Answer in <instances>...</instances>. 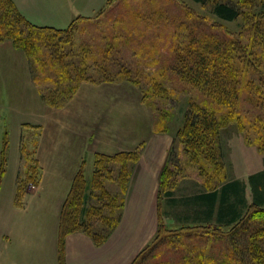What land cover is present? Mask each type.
<instances>
[{"label": "rangeland", "instance_id": "374dc122", "mask_svg": "<svg viewBox=\"0 0 264 264\" xmlns=\"http://www.w3.org/2000/svg\"><path fill=\"white\" fill-rule=\"evenodd\" d=\"M180 2L200 15L209 13V7H202L191 0H108L102 9L78 21L73 31L75 46L89 43L96 50L99 44L102 46L103 38L111 37L113 31L122 30L119 21L128 17V14L140 11L148 17L154 16L148 20L149 26L139 20L136 25L139 29L129 30L131 35H127L134 40L133 58L138 62L136 67L142 73L141 79L136 83L122 80L93 84L90 90L84 88L80 94L82 98L91 96L100 101L94 107H83L87 114L90 109L95 111L94 115L87 116L89 124L81 121L82 125L87 124L83 126L86 130L83 137L88 152L116 151L121 148L133 152L125 162L99 158L96 174L89 168L83 170L81 165L79 169L85 172L82 182L86 187L90 186L89 197L84 205L90 212L80 215L78 211L82 205L80 207L78 203L68 208L71 221L82 224L87 231L101 237L102 242L117 226L118 223L111 228L119 213L121 219L127 199V210L119 226L121 237L126 238L127 244L118 247V260L131 250L128 245L129 234H133L135 244L143 241L144 245L148 241L149 235L154 233L156 217L157 223L160 220L163 224L162 232L179 230L177 228L187 222L189 216H194L193 195L210 188L204 181L212 182L215 178L220 181L246 180L248 175L264 170V4L261 1L254 2V15L244 8L243 15L236 20L222 23L230 36L243 43L251 53L248 59L257 67L246 69L245 80H252L262 92L259 98L251 88L242 91L235 107L240 118L230 122L220 133L223 168L211 176H198L192 161L183 154L177 132L184 122L190 103H201L203 96L170 69L173 62L169 47V33L172 32L170 20L172 15L180 13ZM126 27L129 26L123 29L126 30ZM20 52L24 54L22 50ZM159 71L162 74H158L157 78ZM152 75H155L157 86L161 87L157 96L145 94L153 86ZM90 84L86 83L83 87L86 85L89 88ZM17 119L18 112L9 106L2 115L0 113V149L4 146V156L8 160L5 164V182H10L14 173L15 155L11 165L9 159L17 144ZM34 139L35 135H32L28 144ZM31 157L34 158L33 154ZM166 160L172 171L162 177L165 182L157 183L155 199L157 178ZM180 160L182 165L175 167L180 164ZM24 162L27 163L28 158ZM123 163L127 175L121 170ZM20 174L19 180L25 172ZM169 188L172 197L165 195ZM105 193L112 199L106 198ZM93 210L99 212L93 213ZM138 210L141 211L140 217H137ZM247 234L238 232L239 237L235 241L238 243L234 245L199 235H182L179 241L166 238L153 247L155 231L150 241L141 248V255L134 264H252L246 252ZM233 248L239 251L235 253Z\"/></svg>", "mask_w": 264, "mask_h": 264}, {"label": "trees", "instance_id": "16d2710c", "mask_svg": "<svg viewBox=\"0 0 264 264\" xmlns=\"http://www.w3.org/2000/svg\"><path fill=\"white\" fill-rule=\"evenodd\" d=\"M191 1L199 3L202 7H209V13L200 15L180 2V13L172 15L170 20L172 32L169 33V47L173 60L170 69L182 81L198 89L203 99L201 103H190L177 134L183 154L192 161L197 175L211 176L213 172L223 168L220 133L230 122L240 118L239 112L235 110L240 94L251 88L260 98L262 92L252 80H245L246 69L257 67L248 59L251 53L243 43L230 36L222 23L236 20L243 15L244 8L254 15V2L261 1L264 4V0ZM141 13L136 11L120 20L123 28L129 26L126 27L127 32L123 28L121 31H113L112 36L103 38L102 46L99 44L95 50L89 43L78 46L74 43L75 24L86 19L84 16H77L64 28L38 26L25 18L13 0H0V42L10 40L15 48L24 52L32 81L42 101L52 107H63L82 83L103 84L122 80L136 83L141 79L142 73L136 67L138 62L133 58L134 40L127 36L131 35L129 30L139 29L136 27L139 20L149 26L148 20L154 18L152 15L148 17ZM252 25L255 26L254 23ZM158 74L162 72L156 74L157 78ZM154 76H151L153 86L145 91L147 96L159 95L161 87L157 86ZM131 153L133 152L120 151L112 155L97 153L93 174H96L99 158L125 162L131 158L128 156ZM25 158H28V162L25 174L18 182L20 193L26 190L27 186L36 185L39 180L36 160L31 157L30 152L25 154ZM181 165L182 161L175 167ZM210 169L212 172H209ZM121 170L127 175L125 163ZM131 170L132 167L129 175ZM170 171L172 170L166 160L159 173L158 183L165 182L162 177L170 174ZM4 172L3 146L0 154V184ZM83 173L82 169L76 173L61 207L57 242L58 264H65L64 240L68 233L82 229L95 242H101V237L87 231L82 224L72 222L68 212L69 206L77 203L80 207L82 205L78 211L80 215L90 212L84 206L89 197L90 186L86 187L82 182ZM204 183H208L210 188L193 195L194 216H189L187 222L177 228L179 230L162 232L163 224L158 220L153 247L166 238L179 241L182 235H199L234 245L239 237L238 232L248 233L245 241L250 261L252 264H264V170L248 175L246 180L220 181L215 178L212 182ZM171 193L170 188L165 191L167 197H172ZM104 196L112 199L107 193ZM94 212L99 211L93 210ZM119 219L120 213L116 221L112 222L111 228ZM233 249L235 253L239 251ZM141 251L130 264L136 263Z\"/></svg>", "mask_w": 264, "mask_h": 264}, {"label": "crops", "instance_id": "0c3cea01", "mask_svg": "<svg viewBox=\"0 0 264 264\" xmlns=\"http://www.w3.org/2000/svg\"><path fill=\"white\" fill-rule=\"evenodd\" d=\"M13 1L31 23L57 28L68 26L77 16H90L103 8L107 2V0ZM84 84L86 83L80 85L65 106H49L39 96L24 54L16 49L11 41L0 42V113L2 115L7 106L18 112L17 144L9 159L11 165L15 155L14 173L10 182H5V170L0 184V264H58L59 217L75 172L81 165L83 170L89 168L92 171L97 153L112 155L130 150L121 148L116 151L109 149L88 152L83 137L86 130L83 126L89 124L88 114L94 115L95 111L90 109L87 114L83 107L86 105L94 107L100 101L91 96L80 97L84 88L90 90L93 87L90 83L89 88L85 87L86 85L83 87ZM81 121L87 124L82 125ZM32 135H35V139L28 144ZM1 150L2 148L0 154ZM27 152L33 154L41 173L34 187L20 193L18 182L20 173L25 170L27 164L24 162ZM7 161L5 159V164ZM164 163L162 166L160 164V171ZM158 181L159 176L155 199ZM126 200L125 198L120 221L104 241L96 243L82 229L65 236V264H129L154 236L157 217L154 233L149 235L148 241L144 245L143 241L135 244L133 234H129L128 245L131 250L125 252L118 260V247L127 244L126 238L123 239L119 231L127 210ZM140 215L141 211L138 210L137 217Z\"/></svg>", "mask_w": 264, "mask_h": 264}]
</instances>
